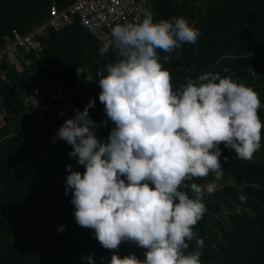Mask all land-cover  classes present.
Returning a JSON list of instances; mask_svg holds the SVG:
<instances>
[{"label": "trees", "instance_id": "trees-1", "mask_svg": "<svg viewBox=\"0 0 264 264\" xmlns=\"http://www.w3.org/2000/svg\"><path fill=\"white\" fill-rule=\"evenodd\" d=\"M60 7L70 0H55ZM149 0L154 22L182 16L200 31L195 44H182L171 54L157 50L163 66L170 70L174 89L189 78L206 73L231 75L254 88L260 96L259 116L264 123V0ZM52 0H0V46L13 30L26 33L48 17ZM197 11V18L194 11ZM39 56L21 52L34 82L24 85L13 66L2 63L0 80V264H109L114 253L135 254L143 259L145 249L122 242L108 250L95 238L94 230L75 220L72 192L65 194L67 165L83 174L84 166L69 155L72 146L53 139L76 110L83 111L94 100L89 117L98 127L100 140L115 125L107 119L99 101L96 71L118 59L114 48L103 57L104 45L78 20L42 38ZM170 55V60L163 57ZM77 68H86L93 80L86 82ZM229 68L225 73L223 70ZM36 84L42 90L35 93ZM42 93L41 96L39 94ZM38 97L30 105L32 97ZM63 113V115H61ZM223 177L214 193L205 192L207 212L193 231L203 238L202 264H264V130L261 148L252 160L236 158L235 151L220 144ZM228 157L227 162L224 157ZM123 178V177H122ZM214 180L197 178L206 185ZM247 196L241 203L239 196ZM191 197V193H189ZM215 214L218 216L215 217ZM63 226V230H59ZM191 252L195 239L188 242Z\"/></svg>", "mask_w": 264, "mask_h": 264}, {"label": "clouds", "instance_id": "clouds-1", "mask_svg": "<svg viewBox=\"0 0 264 264\" xmlns=\"http://www.w3.org/2000/svg\"><path fill=\"white\" fill-rule=\"evenodd\" d=\"M199 36L182 16L154 22L147 13L115 25L99 55L112 47L118 59L96 71L107 116L102 123L115 127L106 141L97 138L90 100L53 139L71 145L69 155L85 168L82 174L66 166L65 194L72 192L76 223L94 230L105 249L118 250L127 241L146 250L143 259L114 253L109 264H202L205 242L193 229L207 212L205 192L214 193L224 174L220 144L244 161L261 148L262 105L254 88L209 72L174 89L157 50L171 54ZM86 72L77 68L91 82ZM210 174L214 180L206 185L193 182ZM239 200L246 203L247 196ZM194 239L195 249L186 252ZM87 260L94 264L91 256Z\"/></svg>", "mask_w": 264, "mask_h": 264}, {"label": "built area", "instance_id": "built-area-1", "mask_svg": "<svg viewBox=\"0 0 264 264\" xmlns=\"http://www.w3.org/2000/svg\"><path fill=\"white\" fill-rule=\"evenodd\" d=\"M147 13L152 14L149 0H70L60 7L52 0L48 8V17L37 23L26 33L13 30L4 36L0 46V80L5 78L2 63L9 62L19 74L24 85H31L35 80L21 52L39 56L43 51L42 38L51 31H58L75 20L101 44L111 43V29L121 23L142 20ZM42 90L36 84L35 93Z\"/></svg>", "mask_w": 264, "mask_h": 264}, {"label": "rangeland", "instance_id": "rangeland-1", "mask_svg": "<svg viewBox=\"0 0 264 264\" xmlns=\"http://www.w3.org/2000/svg\"><path fill=\"white\" fill-rule=\"evenodd\" d=\"M190 2H191V5L194 7V8H196L197 6H202L201 4H200V2H198V4L196 5V3H194V1L193 0H189ZM194 13H195V17L197 18L198 16V14H197V11L195 10L194 11ZM41 91V90H40ZM42 93H43V91L39 94V96H41L42 95ZM39 96L38 97H33V96H30V97H32L31 99H33V101L31 102V101H29V104L32 106L33 104L35 105L36 104V101L38 100V98H39ZM264 155V154H263ZM216 216H218V214H215V217Z\"/></svg>", "mask_w": 264, "mask_h": 264}]
</instances>
